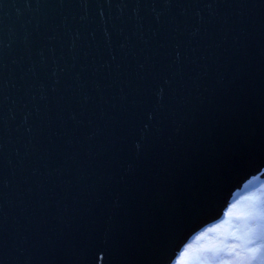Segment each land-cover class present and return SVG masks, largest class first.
Wrapping results in <instances>:
<instances>
[{
    "label": "water",
    "instance_id": "95a60500",
    "mask_svg": "<svg viewBox=\"0 0 264 264\" xmlns=\"http://www.w3.org/2000/svg\"><path fill=\"white\" fill-rule=\"evenodd\" d=\"M264 182V0H0V264H174Z\"/></svg>",
    "mask_w": 264,
    "mask_h": 264
},
{
    "label": "rangeland",
    "instance_id": "374dc122",
    "mask_svg": "<svg viewBox=\"0 0 264 264\" xmlns=\"http://www.w3.org/2000/svg\"><path fill=\"white\" fill-rule=\"evenodd\" d=\"M175 264H264V182L231 203L226 217L188 243Z\"/></svg>",
    "mask_w": 264,
    "mask_h": 264
},
{
    "label": "snow or ice",
    "instance_id": "6c2138e0",
    "mask_svg": "<svg viewBox=\"0 0 264 264\" xmlns=\"http://www.w3.org/2000/svg\"><path fill=\"white\" fill-rule=\"evenodd\" d=\"M251 242V241H250Z\"/></svg>",
    "mask_w": 264,
    "mask_h": 264
}]
</instances>
